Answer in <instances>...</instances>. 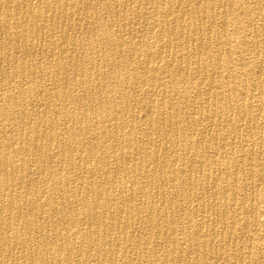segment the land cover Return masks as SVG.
<instances>
[{
    "label": "bare ground",
    "instance_id": "bare-ground-1",
    "mask_svg": "<svg viewBox=\"0 0 264 264\" xmlns=\"http://www.w3.org/2000/svg\"><path fill=\"white\" fill-rule=\"evenodd\" d=\"M0 264H264V0H0Z\"/></svg>",
    "mask_w": 264,
    "mask_h": 264
},
{
    "label": "rangeland",
    "instance_id": "rangeland-1",
    "mask_svg": "<svg viewBox=\"0 0 264 264\" xmlns=\"http://www.w3.org/2000/svg\"><path fill=\"white\" fill-rule=\"evenodd\" d=\"M248 166L247 165H245V168H247ZM261 187L257 184L256 186H254V187H252V188H250L249 190H253V191H256V189L257 190H259Z\"/></svg>",
    "mask_w": 264,
    "mask_h": 264
}]
</instances>
